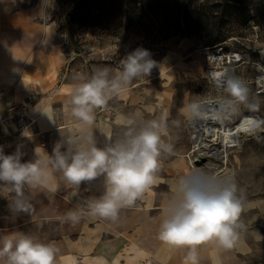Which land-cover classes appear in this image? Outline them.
<instances>
[{"label":"crops","instance_id":"obj_1","mask_svg":"<svg viewBox=\"0 0 264 264\" xmlns=\"http://www.w3.org/2000/svg\"><path fill=\"white\" fill-rule=\"evenodd\" d=\"M66 15L63 0H0V88L8 90L3 106L27 102L34 118L26 134L31 138L25 135L13 143L25 161L34 159L37 146L51 153L62 137L82 135L70 103L72 88L83 82L81 76L90 77L102 68L114 75L120 69L113 62L93 61L76 51L66 29ZM173 90L169 86L152 89L135 79L106 108L95 110L92 130L97 145L121 139L127 130L126 117L135 119L138 129L164 112L169 114L172 137L185 127V110L193 103L177 100ZM189 147L185 135L180 147L174 145V154L162 155L158 182L134 206L122 208L115 221L85 217L73 226L61 220L68 210H86L89 199L103 194V177L82 184L78 192L62 184L54 196L34 194L32 216L13 213L9 200L1 196L0 236L22 232L51 243L58 249L56 264H185L189 250L163 244L158 232L162 210L173 199L178 180L194 173L186 157ZM240 222L237 244L231 249L215 242L198 246V264H264V206L244 198Z\"/></svg>","mask_w":264,"mask_h":264},{"label":"clouds","instance_id":"obj_2","mask_svg":"<svg viewBox=\"0 0 264 264\" xmlns=\"http://www.w3.org/2000/svg\"><path fill=\"white\" fill-rule=\"evenodd\" d=\"M156 66L147 49L137 48L121 60L114 75L102 68L90 77L81 76L83 82L72 88L70 103L71 115L81 122L82 135L62 137L51 153L37 146L34 159L25 161L19 149L5 154L0 147V196L9 200L13 213L32 216L34 194L54 196L62 184L78 192L82 184L99 177L104 180L103 194L89 199L86 210H68L62 222L75 226L85 217L115 221L122 208L132 207L143 198L158 182L162 155L174 154V145L165 141L169 114L147 120L138 129L135 119L124 118L127 130L123 137L104 147L97 145L92 128L96 109L106 108L113 96L122 95L135 79L150 76ZM215 83L226 93L217 105L223 116L238 114L241 105L250 112L259 110V104L249 100V89L240 78L225 73L216 77ZM202 109L201 104L193 102L186 107L185 116L189 120L203 119ZM247 121L252 132L264 129V120L248 117ZM242 211L243 201L234 182L203 171L190 173L178 180L173 199L162 210L158 239L172 248H187L185 264H198V246L215 242L231 249L237 244ZM57 252L55 245L39 242L26 233L0 236V264H56Z\"/></svg>","mask_w":264,"mask_h":264},{"label":"rangeland","instance_id":"obj_3","mask_svg":"<svg viewBox=\"0 0 264 264\" xmlns=\"http://www.w3.org/2000/svg\"><path fill=\"white\" fill-rule=\"evenodd\" d=\"M76 1L63 0L67 12ZM125 13L123 0H89L85 9L66 23V29L71 28L79 52L93 61L121 67L128 53L147 49L157 66L150 76L136 80L152 89L172 87L181 102L224 98L226 93L217 87L213 72L227 69L247 86L249 100L259 104L255 112L241 105L231 122L246 113L264 120V0H134L131 15ZM219 46L235 57L217 61L214 57ZM157 97L154 91L153 98ZM189 122L187 119L185 127L172 137L167 134L165 141L180 147L187 135L190 147L186 157L197 173L188 154L193 144ZM242 137L240 145L228 148V155L211 158L214 165L208 170L223 168L245 199L264 206V129L248 136L243 132ZM217 147L224 148L221 141Z\"/></svg>","mask_w":264,"mask_h":264},{"label":"built area","instance_id":"obj_4","mask_svg":"<svg viewBox=\"0 0 264 264\" xmlns=\"http://www.w3.org/2000/svg\"><path fill=\"white\" fill-rule=\"evenodd\" d=\"M235 57V54H227L224 50L223 46H219L218 50L215 54V59L219 62L224 63L226 59H230V57ZM227 72V69H225ZM8 90L4 88H0V147H2L5 154H11L16 152L17 150L14 148V141L23 138L26 134L29 133L31 126L34 122V118L30 115V109L28 103H8L3 106L4 98L7 94ZM195 121V120H194ZM192 130V148L190 150L189 158L191 159L193 168H195L196 172L203 171L210 175L217 176L219 178L228 180L231 182L230 177L228 174L223 173V168H220L217 171H209L208 168L213 164V160H216L218 156H226L228 155V151L226 153H222L218 156L212 155L209 148H202L197 143H195V136L197 133L196 127L190 126ZM25 132V135L22 133ZM220 138H215L213 140L208 141V146L215 147L218 146L220 143ZM224 148H219L220 150H225L226 147L224 143L221 141ZM201 147V148H200ZM231 147V146H229ZM228 147V148H229ZM193 155H195L193 157ZM199 156H205L207 159L206 161H202L197 163L196 160ZM212 158V161H211ZM226 159L223 161L225 162ZM214 165V164H213ZM237 195L242 198V194L237 190ZM1 197V196H0Z\"/></svg>","mask_w":264,"mask_h":264},{"label":"bare ground","instance_id":"obj_5","mask_svg":"<svg viewBox=\"0 0 264 264\" xmlns=\"http://www.w3.org/2000/svg\"><path fill=\"white\" fill-rule=\"evenodd\" d=\"M264 55V54H263ZM227 73L225 70L214 71L213 78L219 77ZM232 74V72H230ZM222 99L216 98L213 100H206L199 102L203 106V112L205 117L203 119L190 120L189 125L196 127L197 133L195 136V143H197L202 148H209L210 152L214 156H218L223 152L228 151L229 146L240 145L242 142V133L244 132L246 136L258 133L248 130V117H253L261 120V117L255 113H246L238 117L236 121L231 122V117H225L217 111V105ZM215 138H220L224 143L226 149L220 150L217 146L209 147L208 141ZM200 147V148H201ZM228 153V152H227ZM226 153V154H227Z\"/></svg>","mask_w":264,"mask_h":264},{"label":"trees","instance_id":"obj_6","mask_svg":"<svg viewBox=\"0 0 264 264\" xmlns=\"http://www.w3.org/2000/svg\"><path fill=\"white\" fill-rule=\"evenodd\" d=\"M88 2H89V0H77L75 2L74 7L70 11L67 12V15H66L67 22L68 23L71 22L72 19H74V17L78 13L82 12L85 9V7L88 4ZM133 2H134V0H123V4H124V6H126V12H127L124 15H126V14L128 16L131 15V8H132V5H133ZM189 8H191V2L189 3ZM184 10H185V8H184ZM178 19H179V22L181 23L180 14L178 15ZM68 31H69L68 32L69 35L72 38V41H73V44H74V47H75L76 51H79V43H78L77 39H75L71 28ZM216 40L220 41L219 38H216Z\"/></svg>","mask_w":264,"mask_h":264},{"label":"water","instance_id":"obj_7","mask_svg":"<svg viewBox=\"0 0 264 264\" xmlns=\"http://www.w3.org/2000/svg\"><path fill=\"white\" fill-rule=\"evenodd\" d=\"M227 75H230V72H227ZM206 157L205 156H199V158L196 160L197 163H200L202 161H206Z\"/></svg>","mask_w":264,"mask_h":264}]
</instances>
